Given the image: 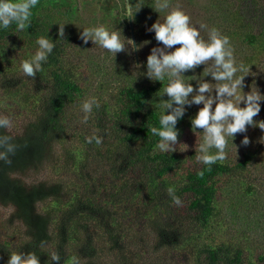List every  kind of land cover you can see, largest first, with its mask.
I'll list each match as a JSON object with an SVG mask.
<instances>
[{
	"label": "trees",
	"instance_id": "1",
	"mask_svg": "<svg viewBox=\"0 0 264 264\" xmlns=\"http://www.w3.org/2000/svg\"><path fill=\"white\" fill-rule=\"evenodd\" d=\"M112 1L105 15H116V26H124L131 39L124 0ZM178 1L169 0L170 8L157 12L156 0H132L134 8L140 6L131 19L140 76L124 80L114 96L99 93L100 107L82 124L69 122L81 109L86 89L81 62L68 48L76 45L79 54L87 48L68 22L75 12L71 2L38 0L25 30L13 24L0 31V87L8 94L0 100L14 99L4 106L24 122L0 129L19 144L11 163L0 164V210L11 209L0 215V264L11 253L34 254L39 264H52L53 254L60 264H264V234L254 227L264 230V130L248 127L227 146L225 160L211 166L196 159L202 133L183 135L185 127L191 130L193 114L177 121L179 143L173 153L161 152L159 138L150 132L159 127L158 105L169 98L159 94L167 81L146 77L144 51L162 47L146 27L162 22L176 7L186 13L182 6L191 2L183 0L179 7ZM198 9L209 15L208 31L227 36L237 63L250 67L244 90L264 94V0H203ZM59 24H64L62 38ZM40 36L54 41L52 53L34 78L17 75ZM201 38L207 42V35ZM194 70L182 74L186 82ZM253 119L264 121V104ZM75 127L78 141L69 137ZM93 134L102 137L100 145L85 142ZM245 135L250 143L241 147ZM56 144L57 173L71 169L76 175L71 186H65L62 174L52 183L22 180L44 166Z\"/></svg>",
	"mask_w": 264,
	"mask_h": 264
},
{
	"label": "clouds",
	"instance_id": "2",
	"mask_svg": "<svg viewBox=\"0 0 264 264\" xmlns=\"http://www.w3.org/2000/svg\"><path fill=\"white\" fill-rule=\"evenodd\" d=\"M37 3L38 0H0V31L9 29L13 24L17 30H25L31 22V10ZM135 5L132 0H124V17L134 20V14L140 8H134ZM169 8V0H156L154 9L157 12ZM198 29H206V25L192 26L190 17L179 9L169 11L162 22L157 21L146 27V31L154 32L157 44L162 45L153 47L151 54L147 56L146 77L151 81H167L159 94H166L169 98L158 105L159 127H151L150 132L159 138L156 147L161 152H175L179 135L176 125L184 116L185 106L202 104L191 119V129L194 132L197 129L202 130L200 142L196 147L197 161L211 166L217 161L225 160L229 138L232 143L237 134L245 133L247 128L254 124L264 130V121L253 119L260 114L264 94L257 88L250 92L242 91L247 87L245 78L250 72V67L237 63L227 36H221L217 30L212 29L207 31L206 42L201 38ZM58 35L60 38L64 37V24H59ZM79 39L84 44L91 41L114 57L120 52H127L129 46L132 52L139 50V46L134 45L131 39L126 41L120 31L109 30L104 25L83 28ZM36 44L38 47L35 53L20 64L23 74L32 78L41 71L42 63L47 61L55 47L54 41L44 36L38 37ZM176 45L179 47H174ZM205 64L209 66L204 69L203 75L210 76L218 83L212 85L202 82L194 89L182 74ZM190 94H193L191 99ZM242 103L243 107L240 106ZM94 107H100L95 97L82 103L84 122H87L88 114ZM10 127V120L0 117V129ZM93 141L100 145L102 137L96 134L85 137L86 143L91 144ZM249 143V138L245 135L240 141V146L247 147ZM18 148L19 144L14 142L13 137L0 134V164H10ZM169 194L176 206L182 205V200L172 189H169ZM60 259L59 255L53 254L51 262L60 264ZM6 264H39V259L34 254L11 253Z\"/></svg>",
	"mask_w": 264,
	"mask_h": 264
},
{
	"label": "rangeland",
	"instance_id": "3",
	"mask_svg": "<svg viewBox=\"0 0 264 264\" xmlns=\"http://www.w3.org/2000/svg\"><path fill=\"white\" fill-rule=\"evenodd\" d=\"M60 2H62L63 4H68L69 2H71L72 4V8L74 9L75 12H73L71 14V18L68 19V22L70 23V25L76 29L79 30L78 32H81L83 30V28H89V27H93V26H99V25H104L105 27H107L109 30H118L121 32L122 36L125 38V40H129L130 36L126 33V31L124 30V33L122 32V29L124 26H122L121 28H118L115 24L116 21V15L113 16H106L105 15V7L107 8L109 6V4L111 3L112 0H81L82 3H77L74 2V0H59ZM114 2H116L117 0H113ZM112 1V2H113ZM186 1V0H185ZM184 1V2H185ZM191 3L190 4H186L183 2V0H179L177 2V5L175 6H181L182 2L186 5H188L189 7H185L182 6V8H184L185 10H187V12L185 14H187L190 17V22L194 21L195 26H198L199 24H204L205 19L207 18V16L209 15H204L202 13L201 9H198V6L203 4V0H189ZM118 2V1H117ZM120 5V4H119ZM108 9V8H107ZM174 9H179V8H174ZM120 11V10H119ZM50 13L55 12V10H51L49 11ZM122 15V12H121ZM206 25V24H204ZM193 26V25H192ZM68 28V25H67ZM69 29V28H68ZM201 32V37L207 35V25H206V29H198ZM87 45V48L85 50L82 51V53L79 54V48L75 46H70L68 48L69 53L76 58V63L78 64V62H81V71L83 72L84 76H85V84L84 87L86 89L84 97L82 98L83 101L85 100H89L93 97H98L101 96L99 95V93H102V97L105 96L106 94H108L110 97L114 96L116 94V92L118 91L119 87L122 85L123 81L128 79V78H136L137 76H140V74H137L135 69H136V65L134 63V56L133 53L131 51V47L129 46L127 49V52H120L118 54H116V56L114 57L111 53H108L106 50L101 49L98 45H94L91 41H89ZM175 47V46H174ZM153 47L150 46L148 47L145 51H144V56H147L151 54V49ZM130 53V54H128ZM78 54L80 56V59H78ZM71 55H69V57L71 58ZM119 60L123 65L124 68L123 69H119L118 68V64L116 65L114 64L115 60ZM208 64L205 65H201L199 66L197 69H195L189 80L188 83H191L195 89V87L197 86L198 83H202V82H208L212 85H215L216 81L212 80L210 76H204V69L205 67H208ZM17 75L23 76V72L20 70V66ZM144 76V75H142ZM104 85H102L103 88H101L102 90H100L98 83H102ZM28 88V87H27ZM26 88V89H27ZM246 88V87H245ZM19 92H21V90L19 89H15ZM243 92H246L244 89L242 90ZM195 94V91L194 93ZM189 99H191V95ZM213 94H214V90H213ZM97 95V96H96ZM207 95V93L205 94ZM8 94L6 92L3 91V88L0 87V98H5L7 97ZM14 99H10L7 101H12L13 102ZM5 101V102H7ZM4 102V103H5ZM112 101H109V103H111ZM4 103L0 100V117H7L10 122L11 125L13 124L14 121H16L18 126H21L24 124L23 120H21V117H12L11 116V111L9 110V108L4 106ZM19 105L18 102H15ZM12 105V104H11ZM15 106V105H14ZM203 105H191L189 106H185V114L187 116H190L193 114V117L196 115V113L198 112L199 108H201ZM215 105H213L214 107ZM241 107H243V103L240 105ZM14 111V109H13ZM73 111H76L75 109H73ZM77 112V116L76 117H69V122H72V124L77 123V124H82L83 120V116L84 113L80 110L76 111ZM189 124H191V118H188ZM87 126L92 127V125L89 123H86ZM14 128V127H13ZM78 127H75V135L74 137H70L71 140H76L78 141L79 137H80V132L79 130H77ZM9 130L12 129V127L8 128ZM93 129V127H92ZM13 130V129H12ZM184 132L183 135L184 136H188L189 133L193 134V133H202V130L197 129L195 132L188 127L184 128ZM70 131H72L71 129L68 131L67 133L69 135ZM188 132V133H187ZM242 134H237L233 140L232 143L235 144L236 141L241 137ZM202 136V134L200 135ZM69 138H67V143H69L70 141ZM179 143V142H178ZM196 143V142H194ZM194 143H192L191 145H193ZM231 143V139L229 138V142H228V146L233 145ZM197 144V143H196ZM30 171V170H29ZM32 172V171H30ZM61 172V171H60ZM62 174V175H61ZM58 175H61L62 179L65 180L66 183V187L67 186H71V182L73 179L76 180V175L73 173V171L71 169H65L63 170V172H61L60 174L57 173V144L55 145L53 151L49 154L44 166L38 170V172L36 173H29L25 176H21V179L26 181L27 183H37L39 181H46L48 183H52V182H57V177H59ZM64 193V192H63ZM238 211V215H243L241 209L239 207L236 208ZM11 209H9L8 207L5 209H1L0 210V215L2 216V214L4 213L6 216L9 214ZM233 214H235V212L233 211V209L230 210ZM255 229L264 234V230H261V226L259 224L254 225Z\"/></svg>",
	"mask_w": 264,
	"mask_h": 264
},
{
	"label": "water",
	"instance_id": "4",
	"mask_svg": "<svg viewBox=\"0 0 264 264\" xmlns=\"http://www.w3.org/2000/svg\"><path fill=\"white\" fill-rule=\"evenodd\" d=\"M128 23H129L130 32H131V39L133 41V44L136 45L135 38H134V33H133V25H132L131 18H128ZM134 56H135V59L137 61V51L134 52Z\"/></svg>",
	"mask_w": 264,
	"mask_h": 264
}]
</instances>
